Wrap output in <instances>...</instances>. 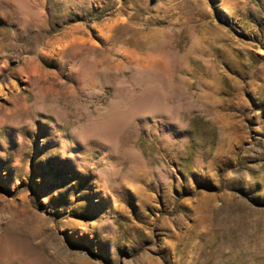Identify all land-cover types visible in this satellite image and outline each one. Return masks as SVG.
<instances>
[{
  "label": "rangeland",
  "instance_id": "obj_1",
  "mask_svg": "<svg viewBox=\"0 0 264 264\" xmlns=\"http://www.w3.org/2000/svg\"><path fill=\"white\" fill-rule=\"evenodd\" d=\"M0 264H264V0H0Z\"/></svg>",
  "mask_w": 264,
  "mask_h": 264
}]
</instances>
